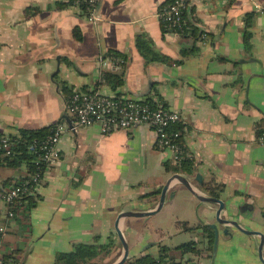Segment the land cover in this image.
<instances>
[{
  "label": "crops",
  "instance_id": "1",
  "mask_svg": "<svg viewBox=\"0 0 264 264\" xmlns=\"http://www.w3.org/2000/svg\"><path fill=\"white\" fill-rule=\"evenodd\" d=\"M167 1L101 0L102 19L93 23L73 0H0V136L66 127L57 145L60 157L37 192L41 200L31 211L29 241L19 264H52L78 243L116 237L118 215L154 208L174 174L166 168L172 154L157 148L154 129L140 125L103 134L98 125H77L63 88L92 91L106 73L124 74V84L115 90L103 82L101 93L162 101L179 112L182 142L195 161L193 174L185 176L191 177L195 192L213 197L202 188L209 184L226 204L223 217L237 220L245 230L264 232V145L259 141L264 129V0H194L187 18L196 33L189 37L164 33L158 14ZM76 28L81 39L75 37ZM140 36L177 63L146 65L136 49ZM185 50L192 53L184 56ZM110 51L129 56L126 70L108 56ZM25 174V167L0 166V188ZM197 175L201 184L194 180ZM164 208L175 212L185 232L184 226L216 223L218 204L201 202L174 181ZM151 218H125L119 226L137 244L145 240L140 232L151 227ZM3 219L2 213L6 232L0 237V259L23 247L21 226L16 221L8 226ZM231 228V235L220 228L211 255L201 230H187L204 253L187 252L174 263L199 257L206 264H264L260 237ZM148 239L155 241L153 235Z\"/></svg>",
  "mask_w": 264,
  "mask_h": 264
},
{
  "label": "trees",
  "instance_id": "2",
  "mask_svg": "<svg viewBox=\"0 0 264 264\" xmlns=\"http://www.w3.org/2000/svg\"><path fill=\"white\" fill-rule=\"evenodd\" d=\"M74 1V0H73ZM172 0H168L166 4L167 6L170 4ZM185 24L182 25L180 29L177 31H170L164 24L163 31L164 33L174 32L182 36L189 37L191 34L195 35V31L192 32L193 26L187 18V10L184 13ZM250 22H247V26H250ZM75 37L77 39H81V33L79 29L74 30ZM198 37V35L196 36ZM250 37V33L246 32L245 41L248 42ZM136 49L139 54L145 59L146 65H149L154 62H162L165 64H175L177 62L172 61V59L168 58L166 55L159 53L156 51L153 42L151 39L144 38L140 36L136 39ZM192 53V50L183 51V55L186 56ZM109 57L113 59L116 65L122 66L124 70L127 69L129 64V56L122 54L117 51H110L108 54ZM102 82L96 85V90H100V85H108L112 87V89H118L124 84V74H115V73H106L103 76ZM63 90L67 93V100L72 94L71 90L65 86ZM148 103L155 107V104L148 101ZM55 126L51 125L40 129H21L18 130L15 134L7 136L9 140V151L10 154L7 155L6 150L0 149V166H5L9 168L20 169L22 167L26 168V174L23 177H20L18 181H16L15 185H21L23 183H28L30 187V191L21 194L19 198H17L13 205L10 207L9 212L12 213L10 217V221H16L21 226V234L22 237V245L23 247H19L17 250H14L10 255H4L0 259V264H19L22 258V253L24 252V245L29 241L28 232L30 231V215L32 209H34L39 201L41 200V196L34 191L35 187L40 185L43 177L48 169L47 163L44 161V151L42 149L44 143L54 135ZM177 130L182 131V126H176ZM2 137V136H0ZM182 143V139L180 140ZM195 161L193 159L186 158L174 165L168 163L166 168L170 173H181L184 175H192L194 172ZM37 175H40V179H38L39 183H35L34 179ZM12 184L4 186V189H10ZM202 188L205 192L209 193L213 197H218V194L214 193L213 189L209 184H203ZM1 189V188H0ZM10 224L8 223V226ZM186 225V224H184ZM184 229L187 231H194L197 228H188L184 226ZM202 231L203 236L207 239L208 247L207 253H212L215 242L214 231L209 226H200L198 228ZM197 229V230H198ZM2 234H0V237ZM114 247V240L112 238L109 239L106 243H94V244H86L79 243L76 244L71 252L59 253L56 256V259L53 264H95L99 258L104 256H109ZM177 251L181 253L187 252H196L197 254L202 255L204 252L199 247V243L195 241H190L186 244H182L181 246L175 248ZM178 253L169 248V247H161L160 248V259H155L150 257V255H145L140 258L131 259L128 264H159L164 263V257H168L169 262L171 264H175L176 260L175 256Z\"/></svg>",
  "mask_w": 264,
  "mask_h": 264
},
{
  "label": "built area",
  "instance_id": "3",
  "mask_svg": "<svg viewBox=\"0 0 264 264\" xmlns=\"http://www.w3.org/2000/svg\"><path fill=\"white\" fill-rule=\"evenodd\" d=\"M194 0H172L169 5L161 8L159 19L170 31H177L185 24L184 13ZM101 0H74L73 5L78 9L80 14L85 16L90 22L98 23L101 21L99 14V5ZM151 106L148 101L133 99L123 96H107L100 90H73L67 100V109L73 115L78 126L98 125L103 134H110L118 130H126L140 125L148 126L154 129L157 134V148L172 154L171 163L176 165L182 160L193 156L189 154L184 145L180 143L182 139V131L177 130L176 126L181 125L182 118L179 112L165 106L162 101L154 103ZM54 135L49 138L43 145L44 161L48 168L56 164L60 154L57 145L60 138L64 134L66 127L64 124L55 126ZM259 141L264 145V129L259 135ZM4 149L7 155L9 151V140L7 136L0 137V149ZM40 175L34 179L35 183H39ZM40 185L36 186L34 191H39ZM30 191L28 183L11 186L10 189H0V201H3L10 210L14 201ZM3 212H0L2 215ZM12 213H8L7 217H11ZM5 220L6 216L3 217ZM1 221V220H0ZM6 232V226L0 223V234ZM171 264L169 260L166 263ZM183 264H206L201 258H197L193 262H184Z\"/></svg>",
  "mask_w": 264,
  "mask_h": 264
},
{
  "label": "rangeland",
  "instance_id": "4",
  "mask_svg": "<svg viewBox=\"0 0 264 264\" xmlns=\"http://www.w3.org/2000/svg\"><path fill=\"white\" fill-rule=\"evenodd\" d=\"M0 206L1 207L5 206L3 217L6 216L5 224L7 225V223L10 222V217H7L9 213V207L3 201H0ZM165 209L166 208L161 210V212H159L158 214L152 216V218L150 217L151 219L149 221V226L151 225V227L147 231L142 230L140 232L146 236L143 242L134 244L133 238L131 239L128 238L129 241L126 238V241L128 242V245L130 248V257L136 256L140 258L144 256V254H149L150 257L152 258L156 259L159 257L160 259V248L163 246L171 247V249L175 250L178 253L175 256L176 260L181 259L184 256V253L177 251L175 248L181 246L182 244L188 243L187 241L191 240L192 234H190L187 231L183 232V230H180L181 229L180 223L177 222L175 218V212H172V211L169 212V211H166ZM160 228H162V230ZM201 234H202V231H201ZM152 235L155 237V241L148 239ZM151 244H154V245L150 246ZM200 244L202 243H199V245ZM146 247L148 249L147 251H144ZM71 251H67V252H71ZM62 253H66V252H62ZM122 253H123V248L122 246L119 245L118 248H116L113 253H111L109 256H104V257L99 258L97 261H95L96 262L95 264H112L121 259ZM187 257L188 256H186V258ZM167 259L168 257H164L163 260L167 261ZM130 260L131 258L129 259V261Z\"/></svg>",
  "mask_w": 264,
  "mask_h": 264
},
{
  "label": "water",
  "instance_id": "5",
  "mask_svg": "<svg viewBox=\"0 0 264 264\" xmlns=\"http://www.w3.org/2000/svg\"><path fill=\"white\" fill-rule=\"evenodd\" d=\"M66 120H67V122L70 123V121L67 117H66ZM70 126H71V129L74 128L71 125V123H70ZM190 178H191L190 176L188 177V176H185L184 174H181V173H174L172 176H170V178L167 180L166 184L163 186L161 196H160V200L154 208H152L150 210H145V211H123L118 215L116 222H115V225H114V228H115L116 235L122 244L123 253H122L121 259L119 261L112 263V264H127L129 259H130V248H129L128 242L126 241V236L124 235V232H122V230L120 229V226H119L120 222L125 218H131V217H134V218H150V217L156 215L157 213H159L164 207V204L166 202V198L168 195V190L174 181H177V182H180L181 184H183L201 202L218 204V209L216 212V223L209 225V227L214 231V234H215L214 253L217 251V248H218V240H219V235L221 233L220 228H222V226H223V234L231 235L232 234L231 226H232L233 228H235L239 232H242L246 235H258L260 237V246H259V254L260 255H259V257L262 260V249L264 247V232L254 231V230H252V231L245 230V229L241 228L240 222H238L237 220H235L231 217H228V218L223 217L221 214L226 208L225 202L219 198L208 197V196H204L202 194H197L191 185V179ZM194 180H196L200 184L202 183V178L200 175L195 176ZM172 196H174V192L171 193V197ZM152 245H154V244H151L150 246H152ZM147 249L148 248L146 247L144 251H146Z\"/></svg>",
  "mask_w": 264,
  "mask_h": 264
},
{
  "label": "flooded vegetation",
  "instance_id": "6",
  "mask_svg": "<svg viewBox=\"0 0 264 264\" xmlns=\"http://www.w3.org/2000/svg\"><path fill=\"white\" fill-rule=\"evenodd\" d=\"M110 238H112L113 240H114V247H113V251H112V253L114 252V250L116 249V248H118V246L120 245V246H122V244H121V242L119 241V239H118V237L116 236V237H110ZM110 238H108V240L106 241V242H108L109 241V239ZM106 242H104V243H106ZM96 243H100V242H96ZM128 263H129V261H128ZM127 263V264H128Z\"/></svg>",
  "mask_w": 264,
  "mask_h": 264
}]
</instances>
